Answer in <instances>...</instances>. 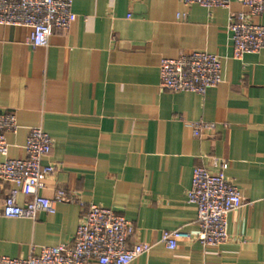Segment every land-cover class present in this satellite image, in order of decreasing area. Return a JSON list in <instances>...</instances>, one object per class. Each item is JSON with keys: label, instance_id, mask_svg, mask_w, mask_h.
<instances>
[{"label": "crops", "instance_id": "crops-1", "mask_svg": "<svg viewBox=\"0 0 264 264\" xmlns=\"http://www.w3.org/2000/svg\"><path fill=\"white\" fill-rule=\"evenodd\" d=\"M73 12L76 21L55 28L46 48L28 45V28L0 26V116L13 114L19 126L6 134L9 158L24 159L29 129L42 128L54 142L43 164L57 171L40 195L62 190L72 200L54 215L6 218L9 187L0 185V257L71 246L83 213L98 205L133 223L129 246L153 245L131 264H264V51L235 59L227 30L248 9L73 0ZM252 21L264 26V15ZM194 52L221 59L223 82L204 96L162 90L161 61ZM196 122L214 128L194 138ZM220 161L243 205L228 217L229 242L207 247L187 195L194 169L217 173ZM172 230L182 233L175 250L160 243Z\"/></svg>", "mask_w": 264, "mask_h": 264}, {"label": "built area", "instance_id": "built-area-1", "mask_svg": "<svg viewBox=\"0 0 264 264\" xmlns=\"http://www.w3.org/2000/svg\"><path fill=\"white\" fill-rule=\"evenodd\" d=\"M139 2L141 0H128ZM184 7L197 5L205 9H229L237 3L249 14H232L228 34L233 45V57L264 51V26L253 23V18L264 15V0H180ZM185 19L186 14L178 15ZM76 21L73 0H0V26L30 29L28 45L33 49L46 48L53 30H67ZM222 80L221 59L206 52L183 54L177 59H163L160 63V88L170 93H194L204 96L218 87ZM188 127L194 138L203 137L213 125L196 122ZM19 126L13 114L0 116V154L5 158L0 164V185L8 186V194L1 215L11 219L35 220L39 213L54 215L59 203L71 202L68 195L57 190L52 199L40 195L45 181L56 167L43 164L54 147L52 137L42 128L29 129L23 147L25 158H9L10 145L7 133H17ZM220 170L210 173L205 167L194 169L192 185L187 195L188 203L197 208L199 233L197 239L204 246L218 247L229 242L228 217L243 205L241 191L226 177L227 161H220ZM27 200L23 206L18 197ZM136 230L131 221L114 210L90 205L83 213L74 242L43 248L38 256L28 259L0 257V264H131L150 252L153 245L136 243L129 246ZM179 230L163 231L160 243L168 249H177Z\"/></svg>", "mask_w": 264, "mask_h": 264}]
</instances>
